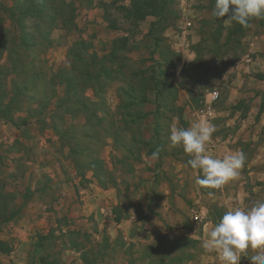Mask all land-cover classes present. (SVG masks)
I'll return each mask as SVG.
<instances>
[{"label":"rangeland","instance_id":"1","mask_svg":"<svg viewBox=\"0 0 264 264\" xmlns=\"http://www.w3.org/2000/svg\"><path fill=\"white\" fill-rule=\"evenodd\" d=\"M214 3L215 0H0V245H8L7 240H1L8 233L2 230L4 226L30 204L38 203L39 194L46 211H55L52 220L69 226L83 207L80 198L85 194L80 192L94 189L90 186L92 171H96L94 175L101 186L123 178L124 187L128 185L121 194L123 206L132 191H148L153 178L155 182L158 178L167 180L174 196L194 202L199 208L203 206L201 201L197 203L195 187L188 184L191 173L182 170L180 178L172 173V164L189 155L181 146L171 145L170 126L187 128L184 116L192 108L202 107L206 95L213 91L218 93L212 104L216 110L226 107L232 77L226 71L233 64H248L247 57L252 55L250 35L264 30V18L250 20L247 27L235 22L225 24L227 16H212ZM90 4L98 9L94 17L87 12ZM103 7L106 12L101 16L98 13ZM95 18L112 26L105 27ZM115 22L119 23L116 27ZM174 44L178 45L177 52ZM179 45L196 54L192 61L183 56ZM73 53L78 57L70 55ZM106 55L123 65L122 72L113 68V61L107 62ZM107 70L112 72L108 75L112 82L106 79ZM241 81L242 89L253 87L248 73L241 76ZM130 85L141 89L145 102L126 108L143 117L137 124L117 109L120 106L123 110V103L132 102L116 87L126 89ZM153 87L158 88V95ZM249 89L238 92L234 98L238 104L231 107L240 109V114L235 113L239 120L249 118L252 122L256 116L250 112ZM190 98L193 107L188 102ZM228 112L231 116L234 113L233 109ZM159 114L165 117L161 122L157 121ZM224 131L215 125L212 137L217 140L237 134ZM253 134L239 133L247 159L237 180L226 184L222 192L206 190V194L214 193L207 200L212 219L219 220L236 206L235 198H243L239 202L243 206L264 195V169L260 173L258 166L250 163L256 142L248 136ZM261 135L264 137V133ZM111 139L115 140L114 146ZM120 146L133 151L132 157H120ZM136 146L151 148V155L161 148L158 160L162 169L154 168L151 157H147L149 163L145 165L135 161L141 158ZM111 147L117 148L116 153L110 151ZM159 171L167 173L161 178ZM216 194L224 198L215 199ZM168 204L180 209L175 198ZM77 225L79 236L57 234L54 228L45 229V234L40 228L31 230L28 258L70 261L74 255L64 251L69 242L78 238L75 244L79 246L89 240L84 225ZM102 245L106 246V242ZM102 253L101 248L95 252ZM1 257V264H9L5 255ZM240 264L250 261L242 257Z\"/></svg>","mask_w":264,"mask_h":264},{"label":"crops","instance_id":"2","mask_svg":"<svg viewBox=\"0 0 264 264\" xmlns=\"http://www.w3.org/2000/svg\"><path fill=\"white\" fill-rule=\"evenodd\" d=\"M104 7L100 8L101 13H98L101 16L106 12ZM87 9V12L92 17H94V11L98 10L91 4L87 6ZM143 19L139 21L142 22ZM94 20H97V18ZM97 21H101V24L105 27L111 25L110 22L102 19ZM101 24L100 26H102ZM113 25L116 27L119 23L115 22ZM250 36V52L252 55L247 57L248 64H233L231 70L226 71V73H232L230 86L228 87L230 97L225 102L226 107L216 110L212 105L208 109V96L206 95L205 100L202 101L203 106L197 110L192 108L184 118L188 122L187 128L193 122L205 119L214 125H218L219 128H224L225 131L222 133H237L217 140L214 137L211 138L207 148L217 158H222L225 154L235 150H242L239 133H255L252 136H248L250 141L256 142V151L250 163L252 166H258V170L261 173L264 169V137L261 135V133H264V30L260 34H251ZM173 49L177 52L178 45L174 44ZM179 49L183 56L190 58L188 59L190 61L196 55L193 51L188 52L181 45H179ZM107 59L108 63L111 64L112 61L115 63L114 69H117V64L121 65V67L123 66L112 56H108ZM247 73L251 81L250 85H253V87H243L244 89H242L241 76ZM248 88H250L251 96L248 99L251 103L250 112H254L255 114H253L256 116L253 117L252 122L249 121V118L247 120H239V116L235 115V113L240 114V109L234 108L238 104V102H234L237 93L242 90H248ZM116 89L122 94L124 93L123 87H116ZM120 100H123V98H120ZM188 102L190 106H194L191 98L188 99ZM231 105L234 106L231 107ZM231 109L234 111L232 116L228 114ZM164 118L161 114L157 115L158 122H161ZM174 120H176V117L172 118V122ZM241 121L243 125L240 124ZM111 141L114 146L115 140L111 139ZM136 147L140 148L141 158L139 157L135 161L142 165H145V162L148 164L147 157H151V148ZM116 149V147H111L110 151L113 150L116 153ZM159 150L161 151V148ZM132 153L133 151L130 149L124 150L120 146V157L125 159L127 155L130 158ZM159 158V155L155 160L149 158L156 169L157 167L162 169ZM189 158L176 160L172 164V173L177 178L182 176V170L191 173V179L188 184L191 187H195L199 199L197 203L201 201L203 205L200 208L194 206V202L184 200L177 195L174 196L170 183L167 180H164V182L160 181L159 178L157 182H155V178L152 179L154 183L152 181L149 182L148 191H144V189L132 191V194L129 195L128 203L123 206L121 194L124 193L123 190L128 186L125 184L124 187L123 178L115 182H106L101 186V183L96 179V171H92V168H89L94 178L90 186L94 187V189L80 192L85 194L80 198L84 202L82 204L83 207L75 219L69 222V226L60 225L56 219L52 220L56 215L55 211H51V213L46 211L45 204L42 202L43 198L39 194L37 197L38 203L30 204L23 213L18 214L15 220L9 221L2 229L3 231L7 230L6 233H8L1 237V240H7L11 250L7 254L0 252V260H2L1 256L5 255L9 264H68L69 262H72V264H221L218 254L208 252L202 247L208 232L218 219H212L210 216L207 200L211 196L206 194L207 189H198L194 185V180L198 173L197 170L187 166ZM110 169L112 168L110 167ZM159 173L161 178H163V175L167 172L159 171ZM237 178L232 181H236ZM223 188L224 186L220 189L221 192ZM172 198L178 200L179 210L172 208L168 204ZM214 198L221 200L224 197L221 198L216 194ZM144 199L145 203H142ZM241 200L243 198H235L234 203L238 204L234 207H239ZM186 202H190L192 206L187 205ZM58 208V206L54 207L55 210H58ZM72 223L73 225H71ZM77 224L84 225L89 240L79 246L75 244L79 242L78 238H73V241L69 242L64 251L74 255L70 261L68 260L67 263L65 261L59 263L46 260L41 262L40 258L38 260L28 258L26 248H28V243L30 242L28 236L31 230L40 228L45 234L50 228H54L57 234L79 236L80 227ZM47 228L48 230L45 232ZM103 242H106V246L102 245ZM99 248L103 251L101 255L95 254Z\"/></svg>","mask_w":264,"mask_h":264},{"label":"clouds","instance_id":"3","mask_svg":"<svg viewBox=\"0 0 264 264\" xmlns=\"http://www.w3.org/2000/svg\"><path fill=\"white\" fill-rule=\"evenodd\" d=\"M212 16L217 19L227 16L225 24L235 22L247 27L250 20L264 18V0H215ZM214 131L215 125L205 119L193 122L189 128L170 126V143L181 146L189 155L187 166L197 170L194 185L198 189H221L239 177L247 159L243 150L232 151L222 158L212 155L207 144ZM158 155L159 149L151 158L155 160ZM202 247L218 254L221 264H240L242 257H247L250 264H264V195L227 210L214 223Z\"/></svg>","mask_w":264,"mask_h":264},{"label":"trees","instance_id":"4","mask_svg":"<svg viewBox=\"0 0 264 264\" xmlns=\"http://www.w3.org/2000/svg\"><path fill=\"white\" fill-rule=\"evenodd\" d=\"M46 1V0H45ZM141 19H143V18H141ZM71 56H73L74 58H76V57H78V54H70ZM117 69L119 70V71H121L122 72V67H121V65H119V64H117ZM112 72L111 71H109V70H107V72H105V74L107 75L106 76V79L108 80V75L109 74H111ZM96 81V80H95ZM98 81V80H97ZM109 82H112L113 80L112 79H110V80H108ZM101 87V85L99 84V86H98V88H100ZM144 88V87H143ZM141 90V89H140ZM140 90L136 87H134V86H129V87H127L126 89H124L123 90V94L124 95H126V98L130 101L131 100V102L132 103H123L124 105H123V110L121 109V108H117L118 109V111H120V113L121 114H123L124 116H126L130 121H131V123H140L142 120H143V117H141L139 114H137V113H133V112H131V111H126V108L127 107H132V106H136L135 104H145V102H144V100H143V95L142 94H140ZM152 91H155V94L156 95H158V88H154L153 87V89H152ZM142 92H144V91H142ZM134 102V103H133ZM1 110V109H0ZM122 110V111H121ZM129 110V109H128ZM0 112H2V110L0 111ZM124 112H126L125 114H124ZM125 123L127 124V121H125ZM10 250H11V248L9 247V245H6V247H3L2 245H0V252H2V253H4V254H7V253H9L10 252ZM40 261L41 262H45L44 261V259H42V258H40Z\"/></svg>","mask_w":264,"mask_h":264},{"label":"built area","instance_id":"5","mask_svg":"<svg viewBox=\"0 0 264 264\" xmlns=\"http://www.w3.org/2000/svg\"><path fill=\"white\" fill-rule=\"evenodd\" d=\"M218 99V93L216 91H213L212 93H209L208 100H207V107L210 109L212 104Z\"/></svg>","mask_w":264,"mask_h":264}]
</instances>
